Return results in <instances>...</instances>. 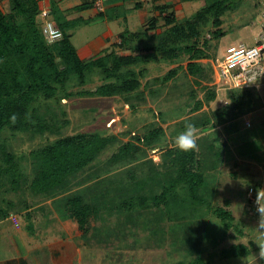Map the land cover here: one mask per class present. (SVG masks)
I'll return each instance as SVG.
<instances>
[{
  "label": "rangeland",
  "instance_id": "1",
  "mask_svg": "<svg viewBox=\"0 0 264 264\" xmlns=\"http://www.w3.org/2000/svg\"><path fill=\"white\" fill-rule=\"evenodd\" d=\"M214 1L216 0L182 1L175 4V8L172 6V10L174 14L176 12L175 17L178 22L183 23L191 19L201 8ZM230 2L229 10L220 18L222 21L220 30L225 34L224 36L219 38L213 36L216 28L212 25V20L199 31V37L195 43L205 55V58L201 59L204 66L212 68V59L224 54L230 46L243 45L245 48L255 46L261 31L264 0H231ZM151 3L148 6L149 16L154 12ZM131 29L143 33L137 22L132 24ZM96 32V29L82 26L73 35V45L77 48L84 43L85 39L94 37ZM161 32L162 29H157L155 34ZM154 38L149 34H143L134 39L132 45L139 48L151 47L157 43ZM144 58L146 59L144 63L134 66L133 70L140 75L141 72L144 73L140 77L141 88L138 92L144 94L145 99L136 104L137 101L133 97V102H135L133 107L132 105L126 106V96L70 97L60 101L54 99L48 102L38 101L33 107L38 110L40 118L47 125L60 124L56 132L34 131L33 126L39 123L34 116L30 119L31 129L26 128L18 132L4 129L0 133V159H3V153L11 155L13 162L18 166V171L17 175L13 172L5 175L6 179L0 186V190L7 188L14 176V187L20 191L19 193L23 196L21 197L26 199L25 203L28 202V198L34 199L33 195L25 194L30 189V183L38 167V162L31 157V153L64 137L98 132L104 137H111L112 144L80 173L70 176L60 188L51 191V195L48 196V199L57 198L60 205L68 204V206L71 200L82 196L85 206L91 207L98 213L93 214L94 218L92 217L93 220L87 227V233L84 234L89 245H86L89 252L86 255L83 253L82 259L78 260L79 263L195 264L200 261L201 264H208L211 261L210 264H223V261L219 260L220 250L227 246L228 241L224 242L222 238L228 230L217 229V222L212 217L209 218L208 225H202L198 222L191 223L195 218L191 219L194 216V210L190 207L187 211V218H181V220L164 217L166 215L158 213L161 209L154 206H149L148 210L131 211L130 202H136L134 205L138 206L141 197L149 200L160 195L163 180H166L164 186L168 185L167 181L177 176V170L173 172L169 170L170 173L172 172L170 176H139L141 167L147 165L141 161L143 156L137 160L136 165H133L136 161L115 166L108 164L110 156L121 146L129 141L134 142L135 137H143L153 126L160 127L164 137L152 142L148 141V146L161 142L165 146L169 143L171 135L174 138L171 144L178 148L175 141L180 131L184 129L180 128L183 126L181 122L189 123L197 117L199 121L201 118H207L216 122L214 116L217 115V109L221 105L220 99L218 102L207 103L204 92L200 86L195 83L191 84L194 80L186 74V71L181 70L174 78L165 81L170 70L178 66H186L189 60L188 55H182L175 63L163 60L160 54L155 52H145ZM94 72L88 77L85 85L72 86L68 91L72 94L80 91H94L97 87L109 82L98 75L97 70ZM72 79L71 83H73ZM227 92L228 89L221 90L217 94L224 103L228 101ZM249 94L246 97L241 94L237 98L242 100L246 106V102L250 101L255 111L244 112L242 106L235 118L233 117L226 124H216L206 130L195 128L199 150L206 147L207 151L205 156L202 151L199 154L202 167L207 168V163L212 160L211 158L218 156L219 163L209 171L212 174L209 172L207 174L209 181L215 180L216 173L219 171H228L231 160L237 161L243 158L255 161L264 154V83L258 89L250 91ZM29 113L33 114V111L30 110ZM253 113L256 117L251 118L253 126L248 130L244 128V119ZM231 124L238 130L242 127L243 129L233 132L231 129L234 128L230 127ZM142 143H144L143 139L137 140L136 144L141 145ZM208 147H212L210 154ZM163 149L161 148V151ZM168 158L167 156V164L170 165ZM0 163V165L3 164V162ZM147 168L141 170V173L145 174ZM183 192L185 190L180 186L173 190L172 194L176 197V201H170V206L179 205L180 207V204H185L183 202L185 193ZM53 202L52 205H55ZM231 233L239 235L237 232L231 231ZM211 241L214 243L212 250L215 254L210 258L206 248L207 243Z\"/></svg>",
  "mask_w": 264,
  "mask_h": 264
},
{
  "label": "trees",
  "instance_id": "2",
  "mask_svg": "<svg viewBox=\"0 0 264 264\" xmlns=\"http://www.w3.org/2000/svg\"><path fill=\"white\" fill-rule=\"evenodd\" d=\"M158 1L154 0V3ZM230 1L216 0L211 2L183 23L176 19L172 5L167 3L154 4L153 8L158 16L149 20L143 33L128 35L130 41L126 39V44L124 43L125 38H122L119 48L127 53L118 55L116 52H104L95 59L82 61L77 57L68 36L64 32L62 39L58 42L48 44L45 41L41 34L37 0H9V10L5 12L0 9V133L6 128L10 132H18L26 128L31 129L30 119L33 116L39 121L33 126L34 131L39 133L56 132L60 124L47 125L40 118L38 110L33 107L38 101L48 102L53 99L60 101L70 97L112 98L126 96L127 106H134L133 97L137 101L136 104L138 101L142 102L145 96L138 91L141 88L140 77L144 73L141 72V75L136 73L133 67L144 63L146 60L143 59L145 52L160 54L163 60L171 63H175L182 55H188L189 60L186 66H178L170 70L165 81L174 78L179 71L184 70L194 80L191 84L194 85L193 83H195L200 86L207 103L217 102L216 86L212 85L213 68L201 63V59H204L205 55L196 47L195 42L199 37L200 29L211 20L212 25L216 28L213 36L219 38L225 35L220 30L222 25L220 18L229 10ZM160 20L162 24L158 25ZM157 29H162V32L152 36L156 38L157 42L154 46L139 48L132 45L134 39ZM95 70L98 71V75L109 82L97 87L94 91H80L75 94L68 91L72 86L85 85L88 82V77L93 75ZM71 78H73V83H71ZM253 89L255 88L228 90V101L220 105L216 112L217 115L214 116L216 122L207 118H201L199 121L197 117L192 119V122L190 121L191 124L196 129L206 130L216 124L230 122L242 106L244 112L255 111L250 101L246 102V106L242 100L237 98L241 94H244L245 97L249 96ZM30 110L33 111V114L29 113ZM189 123H180L183 125L180 128H184L180 134L185 131V126ZM251 128L252 124L248 130ZM161 136L160 127H151L143 137H135L134 142L129 141L121 146L110 156L108 164L115 166L139 160L143 150L136 145L137 140L143 139L145 144H142L148 146V141L152 142ZM112 142L111 137H104L98 132L80 133L61 138L31 153V157L38 162L36 175L30 183L31 190L41 194L60 188L66 179L80 173ZM199 149L197 146L195 150L182 151L175 148L170 151L168 154L170 165L166 164L165 161L161 163L164 176H170L174 170H177V176L170 178L166 186H164L166 180H163V189L160 195L149 200L141 197L138 206L134 205L136 202H130L131 211L148 210L150 209L149 206H154L161 209L158 213L166 215L164 217L181 220V218H187V204H189V206H196L193 208L194 216L191 218H195V221L193 220L191 223L199 222L200 218L204 217V185L207 184L205 176L219 163L218 156L214 153L216 156L207 163L208 167H202L199 154L202 151L205 156L207 151L206 147L203 150ZM207 149L210 154L212 147ZM0 162H3L0 165V178L3 182L6 179V174L13 172L17 175L18 166L13 162L11 155L3 153V159H0ZM169 170L172 172L170 173ZM151 172H153L152 167ZM12 177L11 181L13 179L14 182L15 177ZM177 186L185 190L183 192L185 193L183 199L185 204H180V207H178L179 205L170 206V201H176L172 192ZM249 188L254 189V196L260 199L261 204V197L256 187L251 186ZM249 188L245 192V204L248 201L247 191ZM69 207H71V216L76 220L79 229L83 234L87 233V227L94 218L93 214H98L97 211L85 206L82 202V196L71 200ZM212 213L224 225L225 229H230L229 227L233 226L231 216L224 207H217ZM247 252V248L243 246H233L225 251L227 256L231 253L246 255ZM195 264H201V262L198 261Z\"/></svg>",
  "mask_w": 264,
  "mask_h": 264
},
{
  "label": "crops",
  "instance_id": "3",
  "mask_svg": "<svg viewBox=\"0 0 264 264\" xmlns=\"http://www.w3.org/2000/svg\"><path fill=\"white\" fill-rule=\"evenodd\" d=\"M95 1L37 0L39 12L40 9L50 12L49 21L62 34L64 32L68 36L77 57L82 61L95 59L104 52H116L118 55L127 53L119 48L122 38H125L124 43L126 44L128 35L140 33V31L136 32L131 29L134 22L141 26V31L147 28L149 20L158 16L153 8L154 4L167 3L174 7L182 1L188 2V0H159L157 3H154V0H103V10L97 11L94 7ZM150 2L153 4L152 10L154 11L151 16H149L148 9ZM9 8V0H0V9L6 12ZM39 23L42 24L40 18ZM161 23L160 20L158 25ZM82 26L96 29L97 32L94 37L85 39L84 43L76 48L73 45V35ZM155 32L156 30H151L147 34L153 36ZM219 99L221 104L226 103L217 96V100ZM252 117H256L254 113L244 119V128H250L246 127L245 120L252 121ZM232 128H234L231 129L233 132L243 129L242 127L238 130L234 125ZM170 136L169 143L165 146L162 142L154 146L136 144L143 150L141 161L147 164L141 167V170L148 167L145 174H142L140 170L139 176H164L161 163L165 161L167 164L169 152L175 149V146L171 144L174 138ZM163 137L164 134L161 138ZM161 148L164 149L161 151ZM136 163L138 161L133 165ZM230 165L228 171L216 173L215 180L209 181V175L205 176L207 184L204 185L205 191L203 190L205 194L204 217L200 218L198 223L208 225L209 218L212 217L217 222V229L224 230V225L212 213L215 208L224 207L231 216L233 226L229 227L230 229L226 228L227 234L224 233L222 239L228 242L226 248L220 250L219 260L223 261V264H264V227L259 224L260 214L251 219L245 212V192L251 186L256 187L261 197V208L264 209V154L255 161L243 158L237 161L231 160ZM131 167L133 166L129 168ZM151 167L152 169L155 167V171L148 172ZM209 174L212 173L209 172ZM2 184L3 180L0 178V186ZM19 192L14 187L13 179L7 188L0 190V264H80L78 260L82 259L83 253L88 254L89 250L86 245H89L76 220L71 216V207L68 204L60 205L57 198L54 199L56 202L48 199L51 191L40 194L33 192L30 188L25 194L33 195L34 199L28 198L27 203ZM52 202L55 205H52ZM189 207L195 208L196 206ZM11 216L15 218L17 226L10 218ZM212 244H214L212 241L207 243L206 248L210 258L215 254ZM233 246L246 247L248 252L246 255L231 253L227 256L225 251Z\"/></svg>",
  "mask_w": 264,
  "mask_h": 264
},
{
  "label": "built area",
  "instance_id": "4",
  "mask_svg": "<svg viewBox=\"0 0 264 264\" xmlns=\"http://www.w3.org/2000/svg\"><path fill=\"white\" fill-rule=\"evenodd\" d=\"M94 7L97 11L103 10V0H96ZM50 12L40 9L39 18L42 21L41 34L48 44L58 42L62 39V32L49 21ZM262 25L254 47L245 48L243 45L238 47H228L224 54L215 57L212 62L213 82L216 92L228 90H243L258 87L264 83V8L261 14ZM48 25L52 26V31H59L61 36L53 38ZM246 127L251 126L249 119L245 120ZM247 202L245 212L249 218L259 216L258 207L261 208L260 199L254 196V189L247 191ZM17 226L13 216L10 217Z\"/></svg>",
  "mask_w": 264,
  "mask_h": 264
},
{
  "label": "clouds",
  "instance_id": "5",
  "mask_svg": "<svg viewBox=\"0 0 264 264\" xmlns=\"http://www.w3.org/2000/svg\"><path fill=\"white\" fill-rule=\"evenodd\" d=\"M48 28L53 38H59L61 36V33L59 31H52L51 25H48ZM195 133H196L195 126L191 123L186 124L185 131L182 132L176 138L175 141L176 146L182 151L195 150L197 148ZM257 211L259 212L261 217L259 224L261 227H264V222H262V218H264V209L258 207Z\"/></svg>",
  "mask_w": 264,
  "mask_h": 264
}]
</instances>
